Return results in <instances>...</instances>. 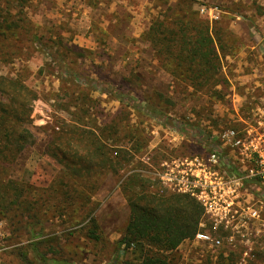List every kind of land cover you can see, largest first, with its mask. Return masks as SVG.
<instances>
[{
  "label": "rangeland",
  "instance_id": "374dc122",
  "mask_svg": "<svg viewBox=\"0 0 264 264\" xmlns=\"http://www.w3.org/2000/svg\"><path fill=\"white\" fill-rule=\"evenodd\" d=\"M178 1L193 5L201 17L227 25L239 37L237 54L223 62L227 78L223 99L212 101L207 94L176 82L161 67L147 40L153 20ZM22 9L21 15L33 29L16 42L19 51H9V55L4 54L6 59L0 58V75L21 74L36 92L27 124L34 138L13 167L1 171L0 179L57 189L42 209L47 220L45 237L52 238L49 252L58 251L59 257L74 264H119L130 255L124 246L117 249L131 211L122 189L128 178L140 173L153 184L152 190H166L150 173L146 158L157 160L201 150L185 141L173 151L162 147L151 155L149 147L159 140L152 131L160 125L177 126V119H182L190 133L201 119L227 115L230 100L264 99V91H259L264 89V0H28ZM34 33L40 42L32 40ZM71 45L84 48L86 55L67 53ZM45 48L56 58L52 59ZM65 67L70 72L68 78ZM93 134L114 154L127 153L130 162L117 175H94L92 180L102 178L103 186L93 199L76 219L60 217L56 207L62 206L66 191L76 193L74 183L82 176L69 172V164L54 154L59 142L56 138L63 136L79 143L78 153L86 156L92 152ZM73 160L80 162V158ZM88 210H94L93 214L80 223ZM92 216L99 241L87 237L83 229ZM14 227L0 214V264H23L20 254L30 241L23 234L11 233ZM257 241L264 246L263 238ZM259 248L256 263L264 264V248ZM211 253L183 242L173 264H206L215 260ZM116 258L118 263H114Z\"/></svg>",
  "mask_w": 264,
  "mask_h": 264
},
{
  "label": "trees",
  "instance_id": "16d2710c",
  "mask_svg": "<svg viewBox=\"0 0 264 264\" xmlns=\"http://www.w3.org/2000/svg\"><path fill=\"white\" fill-rule=\"evenodd\" d=\"M27 1L0 0V55H3L0 58L6 59L4 54L8 52L9 55V51H19L21 48L16 42L32 32L33 24L21 15ZM31 36L32 40L40 42L36 33ZM146 37L161 67L176 82L207 94L212 101L226 96L224 84L227 78L223 73V62L227 56H235L239 48V37L227 25L208 16L201 17L193 5H183L178 1L159 13ZM70 52L86 55L84 48L75 45L67 48V53ZM49 54L52 59L56 58L51 50ZM64 72L66 78L70 77L67 67ZM36 97V92L26 84L21 74L16 77L0 75V173L12 168L24 148L33 143L34 135L27 124L31 121L32 103ZM90 138L92 152L86 156L78 153L79 143L63 136L56 138L59 142L54 154L69 164V172L82 176L81 181L74 183L76 193L66 191L62 206L56 207L58 216H68L69 220L76 219L86 202H90L103 186L102 178L92 180L94 175H117L130 162L127 153L118 151L114 154L97 135ZM71 158H80V162H71ZM151 185L146 177L136 173L122 187L131 211L117 249L124 246L130 255L119 264H173L179 246L186 239H192L199 230L204 209L196 199L167 189L152 190ZM56 191L55 187H37L14 179H0V214L7 217L12 227L20 224L11 233L23 234L30 241L20 254L23 264H74L59 257L58 251L49 252L52 238L45 237L48 234L45 233L47 220L42 217V209ZM93 212L88 210L79 222L85 221ZM83 229L87 237L100 240L94 216ZM238 259L234 252H221L206 264H237ZM118 262V258L114 259V263Z\"/></svg>",
  "mask_w": 264,
  "mask_h": 264
},
{
  "label": "built area",
  "instance_id": "2783aa9c",
  "mask_svg": "<svg viewBox=\"0 0 264 264\" xmlns=\"http://www.w3.org/2000/svg\"><path fill=\"white\" fill-rule=\"evenodd\" d=\"M225 112L201 119L190 133L182 119L177 126L160 125L151 133L159 137L151 155L185 141L201 150L157 160L146 154L145 163L165 189L204 209L199 230L184 242L208 249L213 259L234 252L237 264H257L258 248H264L257 241L264 239V99L230 100Z\"/></svg>",
  "mask_w": 264,
  "mask_h": 264
}]
</instances>
